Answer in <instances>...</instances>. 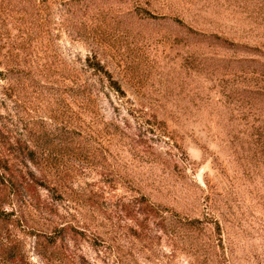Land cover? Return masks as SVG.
<instances>
[{"label":"rangeland","instance_id":"1","mask_svg":"<svg viewBox=\"0 0 264 264\" xmlns=\"http://www.w3.org/2000/svg\"><path fill=\"white\" fill-rule=\"evenodd\" d=\"M0 264H264V0H0Z\"/></svg>","mask_w":264,"mask_h":264}]
</instances>
